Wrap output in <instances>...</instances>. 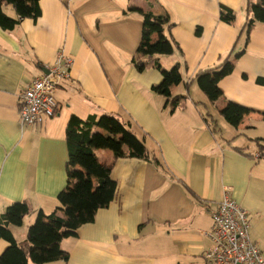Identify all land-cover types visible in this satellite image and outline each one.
Masks as SVG:
<instances>
[{
	"label": "crops",
	"instance_id": "1",
	"mask_svg": "<svg viewBox=\"0 0 264 264\" xmlns=\"http://www.w3.org/2000/svg\"><path fill=\"white\" fill-rule=\"evenodd\" d=\"M39 6L37 19L0 27V215L14 201L29 207L22 224L10 226L14 238L25 240L39 211L56 210L67 184L70 115L112 114L142 137L150 156L114 158L109 149H94L112 163L116 194L75 237L60 241L65 264H211L203 252L225 188L247 211L250 238L264 257V85L256 82L264 78V22H255L246 40L247 0H39ZM222 6L234 11L231 23L220 19ZM132 7L160 16L177 44L171 54L143 57L142 70L132 62L142 30ZM4 11L16 16L9 6ZM58 52L71 63L54 93L57 111L22 127L18 93ZM225 59L234 68L219 81L222 95L209 101L212 112L195 76ZM155 61L164 69L179 66L182 80L169 97L152 88L162 78ZM227 101L250 109L237 126L220 113ZM7 245L0 238V255Z\"/></svg>",
	"mask_w": 264,
	"mask_h": 264
},
{
	"label": "trees",
	"instance_id": "2",
	"mask_svg": "<svg viewBox=\"0 0 264 264\" xmlns=\"http://www.w3.org/2000/svg\"><path fill=\"white\" fill-rule=\"evenodd\" d=\"M5 6L11 7L16 16L7 15ZM131 9L137 10L142 16L141 37L132 57L136 69L142 70L145 67L143 57L171 54L177 44L169 34L170 26L160 16L151 11L134 7ZM247 9L252 16L243 27L246 40L254 23L264 22V0H247ZM40 15L39 0H0V27L3 29H12L21 19L35 20ZM219 17L222 21L231 23L235 13L222 6ZM154 65L162 78L152 88L169 97L171 86L182 80L179 66L176 64L170 69H164L157 61ZM233 68V63L225 59L216 66L198 71L196 83L210 102L222 95L219 81L230 74ZM256 82L264 85V78L258 77ZM177 99L178 97H174L175 101ZM249 111L247 107L227 101L220 113L227 123L237 126ZM262 116L264 119V114ZM95 128L102 129L107 134L96 131ZM65 140L68 152L67 184L57 195L56 210L49 214L39 211L27 229L25 240L18 242L10 226L21 225L29 207L25 201H14L7 205L0 215V238L8 242L0 255V264L66 263L68 253L60 248V241L75 237L78 227L93 221L96 211L108 206L116 194V182L110 177L112 163L101 162L95 154V148L109 149L114 158L150 156L144 140L138 138L126 123L112 114H101L93 119L70 115L65 126ZM155 160L156 163L159 162L157 158ZM57 210L62 211L63 216L57 215Z\"/></svg>",
	"mask_w": 264,
	"mask_h": 264
},
{
	"label": "built area",
	"instance_id": "3",
	"mask_svg": "<svg viewBox=\"0 0 264 264\" xmlns=\"http://www.w3.org/2000/svg\"><path fill=\"white\" fill-rule=\"evenodd\" d=\"M71 58L61 52L46 73L34 77L18 93V113L22 127L32 126L43 117L54 116L58 105L54 97L57 86L68 79L67 66ZM259 154H256V157ZM212 227L208 233L211 245L203 252V258L211 264H264L259 247L249 235L247 211L229 196L225 188L222 199L212 212Z\"/></svg>",
	"mask_w": 264,
	"mask_h": 264
},
{
	"label": "rangeland",
	"instance_id": "4",
	"mask_svg": "<svg viewBox=\"0 0 264 264\" xmlns=\"http://www.w3.org/2000/svg\"><path fill=\"white\" fill-rule=\"evenodd\" d=\"M146 58H148V57H146ZM146 58L144 59L145 61H146ZM143 60V61H144ZM194 86L195 87H198V85L196 84V83H194ZM171 103H172V100L170 101ZM200 105V107H202V110H203V107H204V105H202L201 103L199 104ZM206 106L208 107V110H211L212 111V107H211V104H210V102H209V100H206ZM204 114H205V112H206V114H208V112H207V109L206 108H204ZM212 112H214V111H212ZM216 113V112H215ZM206 114H205V116H206ZM217 115V113L215 114V116ZM217 118H218V121L220 122V123H225L224 121H223V118L221 117V116H217ZM121 119V118H120ZM122 120V119H121ZM123 121V120H122ZM124 122V121H123ZM125 123V122H124ZM226 127H230V126H226ZM139 138L140 139H142V137L141 136H139Z\"/></svg>",
	"mask_w": 264,
	"mask_h": 264
},
{
	"label": "water",
	"instance_id": "5",
	"mask_svg": "<svg viewBox=\"0 0 264 264\" xmlns=\"http://www.w3.org/2000/svg\"><path fill=\"white\" fill-rule=\"evenodd\" d=\"M44 73H46L47 72V70L46 69H44V71H43Z\"/></svg>",
	"mask_w": 264,
	"mask_h": 264
}]
</instances>
